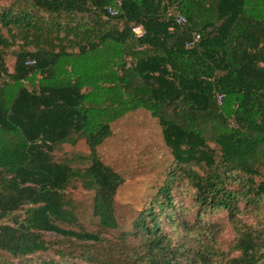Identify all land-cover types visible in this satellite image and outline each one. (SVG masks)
I'll return each instance as SVG.
<instances>
[{"label": "trees", "instance_id": "obj_1", "mask_svg": "<svg viewBox=\"0 0 264 264\" xmlns=\"http://www.w3.org/2000/svg\"><path fill=\"white\" fill-rule=\"evenodd\" d=\"M118 52L121 64L108 60ZM115 65L125 70L119 91L101 84ZM140 108L173 160L131 231L110 241L122 179L97 147L111 122ZM78 142L95 183L90 228L63 210L74 172L54 159L55 147ZM0 264H264V5L0 0Z\"/></svg>", "mask_w": 264, "mask_h": 264}, {"label": "rangeland", "instance_id": "obj_2", "mask_svg": "<svg viewBox=\"0 0 264 264\" xmlns=\"http://www.w3.org/2000/svg\"><path fill=\"white\" fill-rule=\"evenodd\" d=\"M257 1L259 5H264V0ZM13 60L6 58L8 69H12ZM97 153L101 162L122 179L114 196L118 229L111 230L105 235L107 239L113 241L120 233L131 231L132 223L138 213L148 205L162 185L165 172L173 157L163 141L162 128L158 120L152 118L150 113L142 108L128 112L111 122L110 136L97 147ZM88 155L89 149L85 142H78L72 147H61L54 152L55 161L69 159L74 172L69 180L63 210L68 212L69 219L74 218L76 223L90 228L96 225L98 220L94 219L92 213L94 179L84 170L89 165V160L86 158ZM187 211L188 209L183 208L182 215H186ZM18 214L23 213L18 212ZM177 234L180 238L183 237L180 229ZM195 234L196 231L192 230L184 237L186 247H194L190 240ZM46 237L53 241L60 240V237L53 233H48ZM231 237L232 233L227 228L222 234L221 247H224L225 243L232 239ZM100 249L107 250L106 246ZM112 249L118 251L115 247ZM56 251L55 247L50 254L54 256ZM64 251L68 255L69 252Z\"/></svg>", "mask_w": 264, "mask_h": 264}, {"label": "crops", "instance_id": "obj_3", "mask_svg": "<svg viewBox=\"0 0 264 264\" xmlns=\"http://www.w3.org/2000/svg\"><path fill=\"white\" fill-rule=\"evenodd\" d=\"M133 51H140V48L134 49ZM121 57H122V55L120 52L116 53L115 55H113L112 53L108 54V60L113 59V61H114V59H116V61H117L116 63H118V64H121V63H119V60L121 59ZM102 58H100L101 61H104ZM90 61H91L90 59H88L86 61V63H85L86 69H88L89 67L92 66V62H90ZM128 67H130L129 64L127 65V67L125 69H128ZM110 69H111V74H113V77L111 78L110 81H107V82H106V80L102 79L101 84L102 85H118V91H119L120 89H122V86H120V85H126L125 79L123 77L125 70L123 67H119V65H115V66L111 67ZM105 70H103V71H105ZM103 83H105V84H103ZM86 85H88V83H86ZM121 93H123V92H121ZM55 151H56V147L54 149V152Z\"/></svg>", "mask_w": 264, "mask_h": 264}, {"label": "built area", "instance_id": "obj_4", "mask_svg": "<svg viewBox=\"0 0 264 264\" xmlns=\"http://www.w3.org/2000/svg\"><path fill=\"white\" fill-rule=\"evenodd\" d=\"M109 13H110V15H112V16H115V15L118 14V12H117L116 10H113V9H109ZM176 23H177L178 25H183V24H185V23H186V19H185V17L182 16V15H180V14H178L177 17H176ZM131 32L134 34V36H135L136 38H141V37L144 35V31H143V29H142L141 27H139V26H132V28H131ZM200 38H201V37H200L199 34H195V35L193 36L192 41L189 42V43L186 45V47H192L193 45H195L196 43L199 42ZM29 64H34V62H30ZM222 97H223L222 95L218 96V100H219V102L221 101Z\"/></svg>", "mask_w": 264, "mask_h": 264}]
</instances>
